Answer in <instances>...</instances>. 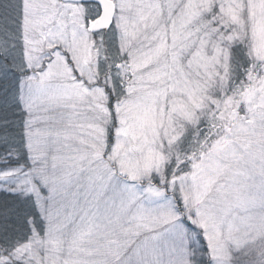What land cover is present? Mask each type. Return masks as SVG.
<instances>
[{"label":"snow or ice","instance_id":"1","mask_svg":"<svg viewBox=\"0 0 264 264\" xmlns=\"http://www.w3.org/2000/svg\"><path fill=\"white\" fill-rule=\"evenodd\" d=\"M0 264H264V0H0Z\"/></svg>","mask_w":264,"mask_h":264}]
</instances>
